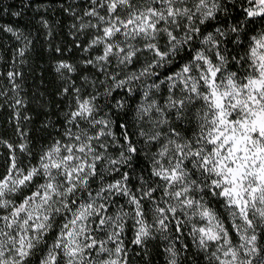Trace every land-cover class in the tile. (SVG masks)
<instances>
[{"label":"snow or ice","instance_id":"6c2138e0","mask_svg":"<svg viewBox=\"0 0 264 264\" xmlns=\"http://www.w3.org/2000/svg\"><path fill=\"white\" fill-rule=\"evenodd\" d=\"M57 4L73 39L40 15L60 103L33 97L38 147L21 126L33 40L0 24L20 43L0 90L18 138L0 136V264H264V0Z\"/></svg>","mask_w":264,"mask_h":264},{"label":"rangeland","instance_id":"374dc122","mask_svg":"<svg viewBox=\"0 0 264 264\" xmlns=\"http://www.w3.org/2000/svg\"><path fill=\"white\" fill-rule=\"evenodd\" d=\"M77 2H79V0H77ZM0 4L11 5V8L9 10L10 12L22 10V6L20 5L19 0H0ZM41 5H47L49 8V11L47 13L43 12V10H41V12H36L35 9ZM57 7H58L57 0H31V7L28 9L22 10V15L20 17H12L10 14L0 16V24L11 25L14 28H18L21 32L24 33V35L28 36L29 39H32L33 44L31 46V50L29 52H34L35 47H37V48L45 47V48L49 49V45L45 39V31L46 30L43 29L38 24L40 15H46L49 18L50 22H54L56 20H62L63 23L60 26L54 28V32L56 33V36H55V40L53 41V43L54 44H60L61 42H63L65 44H68L69 47H71L70 41L73 38L70 35H68V29H67V25L69 23L68 18L62 16L59 12L55 11ZM6 35H8V37H9L8 39H9L10 43L8 46L12 52V55H13V50L16 47H19L20 43L17 42L15 40V38L11 36V34L6 33ZM27 64H28V60H27V63L22 67H26ZM1 65H2V61L0 59V71H1ZM3 68L7 72L9 70V63H8V65L4 66ZM0 81H2V82H0V90H4L5 86H7L8 88L11 87L6 80V75H5V78H3V79L0 78ZM21 86H22V83H21ZM23 92H24V89L22 86V91L20 93L21 96H24ZM8 95L11 97V96H13V93L9 92ZM45 101L47 102V100H45ZM10 102L11 101L9 100L8 103H10ZM0 105H2V106L4 105L5 107H7V103L4 102L3 97H0ZM2 106H0V108ZM6 112H7L6 114H9L8 119L11 120V122H13V124L12 125L10 124L8 127L3 128V131H0V136H3L5 139H9V140L15 142L18 138L14 135V121L11 119L12 111H11V109H9L7 107ZM44 119H46V117L42 116L41 120L43 121ZM53 120L55 121V119H53ZM21 126L25 127L29 131L30 136H31V133H32L31 132V124L21 120ZM42 133H44L43 136L38 137L37 140H33L37 147L40 144L45 142L46 132H43V131L39 132V134H41V135H42ZM6 154H7V149L0 147V163L3 162ZM130 235H131V233H129V237H130ZM157 259H160V258H157ZM134 264H136L135 260H134ZM161 264H162V260H161Z\"/></svg>","mask_w":264,"mask_h":264},{"label":"trees","instance_id":"16d2710c","mask_svg":"<svg viewBox=\"0 0 264 264\" xmlns=\"http://www.w3.org/2000/svg\"><path fill=\"white\" fill-rule=\"evenodd\" d=\"M6 33L0 32V59L2 61L1 71L5 73L4 66L11 63L12 52L9 48V39ZM28 64L26 67H22L23 80L19 81L22 83L24 92L23 95L27 98V113L32 116L31 124V137L33 140H37L38 137L43 136L44 133L39 134L42 114L38 115L40 111L37 107L36 102L33 100L34 96L39 97L40 93L44 94L43 99L47 100L48 110L51 112H56V105L60 103L58 97L54 95L57 88L60 85L54 71L51 68V60L49 49L42 47H35L34 52H29L28 54ZM5 64V65H4ZM1 79L5 78L0 77ZM7 107L4 105L0 108V131L3 128L8 127L13 122L8 119L9 114H6ZM56 120V115L52 116ZM42 132V131H41Z\"/></svg>","mask_w":264,"mask_h":264}]
</instances>
